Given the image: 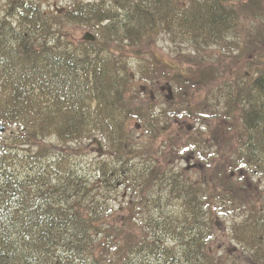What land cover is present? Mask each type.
I'll use <instances>...</instances> for the list:
<instances>
[{
	"label": "trees",
	"instance_id": "obj_1",
	"mask_svg": "<svg viewBox=\"0 0 264 264\" xmlns=\"http://www.w3.org/2000/svg\"><path fill=\"white\" fill-rule=\"evenodd\" d=\"M240 1L238 11L234 0H68L54 12L38 0H6L0 123L10 134L0 138V264H221L212 251V216L237 208L240 185L231 173L264 180V0ZM239 14L259 20L249 44L255 62L241 61L223 80L209 65L173 76L180 97H188L181 109L188 121L213 119L187 135L179 131L176 141L165 133L173 148L182 139L190 151L213 150L210 174L195 185L165 159H153L151 143L131 140L125 128L131 117L152 137L166 125L132 104L127 53L152 46L160 32L201 49L229 44ZM66 23L89 27L95 40L73 41ZM140 58V76L156 79L162 59ZM244 66H255V73ZM197 92L203 95L192 103ZM216 92L222 110L206 111ZM89 139H102L110 154L93 162L91 172L74 166L71 149L77 148L62 147ZM119 186L137 199L114 216L112 193ZM156 190L179 199L182 212L159 208ZM257 211L231 227V238L248 253L236 264H264V211Z\"/></svg>",
	"mask_w": 264,
	"mask_h": 264
},
{
	"label": "rangeland",
	"instance_id": "obj_2",
	"mask_svg": "<svg viewBox=\"0 0 264 264\" xmlns=\"http://www.w3.org/2000/svg\"><path fill=\"white\" fill-rule=\"evenodd\" d=\"M38 1L42 9L47 11L53 10L54 12L55 10L60 11V9L68 3V0ZM234 1L235 3L237 2V4L233 7L239 11L240 8L243 7V4L240 0ZM5 3L6 0H0V15H2V10H5ZM63 29L67 33V36H70L73 41L82 40V36L87 31H91L95 34L89 27L74 23L64 24ZM258 31V19L239 14L227 34L226 39L229 44H211L201 49L200 47H194V43L190 39L188 40L177 34L172 36L167 32H160L156 40L152 43V46L141 48L137 55L128 52L126 60L127 68L132 72L131 91L128 93L133 94L132 104L142 109H149L150 113L158 115L159 119L162 118L160 123L161 126L166 125L164 132L160 133L159 137H152L143 126L137 124H143L141 119L135 117L129 118L125 128L132 137L131 140L134 144L144 146L151 143V148H149L151 150L148 152L152 151V155H150L153 159L159 161L162 158L165 159L167 168L174 169L180 173L179 177L189 178V180L195 181V185H201V181H203L202 178L207 177L204 175L206 173L210 174L211 164L214 160V157L212 158L211 156V154L213 155V150L208 147H203L206 152L204 154H201L199 149L197 151L196 149L190 151L185 146H182V139H179L176 144L177 146L173 148V145L167 139V134L173 138V141H176L175 135L179 134V131L187 135V132H190L192 129L195 131L197 127L203 129L210 126L213 119L211 117L202 119L200 116L197 122L188 121L184 116L185 110H181L183 107L187 106L188 97L184 99L180 97L179 91L173 82V76L178 71L187 72L189 69L196 66L209 65L214 67L215 72H218L217 74H221L223 80V78L227 76L231 70H234L236 65L240 64L241 61L245 63H247L246 60H249V63L255 62L253 61L255 53L251 51L249 44L255 42L254 37ZM149 50L153 51L155 55H152V52ZM250 53L253 54V57ZM257 55L258 53L256 56ZM154 56H157L164 62L161 63L159 70L154 74L156 75V79L154 77L151 79L141 77L138 67L139 58H143L142 60H152ZM243 70H250L249 72L254 74L256 67L251 66V69H247V67L244 66ZM234 73L233 71V75H235ZM225 81L227 80L225 79ZM142 87H145L146 90L143 91ZM150 91L152 92L151 94ZM192 93L194 92H190L189 94ZM202 95V92H200V94L197 92L196 96H189L194 97L193 101H191L193 103L197 98L202 97ZM217 97V92L216 97H213L212 94L209 95L207 103L204 104L206 111L212 109L222 110L223 105L218 103V100H216ZM145 112L147 111H144V113ZM165 112H167L168 118L165 117ZM166 132L167 134H165ZM9 134L10 133L5 131L0 134V138L7 140L5 138H9ZM78 144L79 143H73L68 148L64 147V145H62V147L68 150L77 148L71 149L77 151V153L73 152L71 159L74 166L78 167L81 165L84 171H93V162L110 155L102 139H89ZM58 149H61V147H58ZM189 154L191 157L186 161V158L190 156ZM205 154L209 157L208 162L204 160ZM137 160L139 159H136V161ZM210 160L212 161L210 162ZM237 173L238 171L231 173V178L234 183L240 185L241 194V197H238V200L235 201L237 207L235 212H222L219 213L218 216H212L215 219L213 221L215 233L213 234L212 251L214 256L219 258L217 262L221 264H236L239 260H247L248 253L246 249H242V246L236 243L230 236L231 227L234 223H239L244 219L254 217V213H258L257 208L264 211V180L260 179L257 174L252 172H245L242 170L239 173L243 174L241 178L236 177ZM157 193H161L159 208L164 210V212H182L183 208L179 199L173 198V196L166 195L164 192L158 190L154 191L153 194L156 195ZM112 194L114 198H112L111 201V214L114 216L120 214L121 207L127 204H133V200L137 199L132 190L124 186H119ZM225 201L227 202V200ZM212 203L215 205L214 200ZM226 204H228V202ZM166 238L171 240L170 236Z\"/></svg>",
	"mask_w": 264,
	"mask_h": 264
},
{
	"label": "water",
	"instance_id": "obj_3",
	"mask_svg": "<svg viewBox=\"0 0 264 264\" xmlns=\"http://www.w3.org/2000/svg\"><path fill=\"white\" fill-rule=\"evenodd\" d=\"M82 40H84V41H94L95 40V36L92 33H90V32H86L82 36ZM4 131H5V126L0 123V133H2Z\"/></svg>",
	"mask_w": 264,
	"mask_h": 264
},
{
	"label": "flooded vegetation",
	"instance_id": "obj_4",
	"mask_svg": "<svg viewBox=\"0 0 264 264\" xmlns=\"http://www.w3.org/2000/svg\"><path fill=\"white\" fill-rule=\"evenodd\" d=\"M142 89H143V91H145L146 89H145V87H142ZM163 90V89H162ZM152 92L150 91V94H151ZM188 179V178H187Z\"/></svg>",
	"mask_w": 264,
	"mask_h": 264
}]
</instances>
